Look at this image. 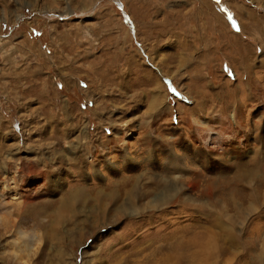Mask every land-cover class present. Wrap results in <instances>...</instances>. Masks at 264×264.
<instances>
[{
  "label": "rangeland",
  "instance_id": "rangeland-1",
  "mask_svg": "<svg viewBox=\"0 0 264 264\" xmlns=\"http://www.w3.org/2000/svg\"><path fill=\"white\" fill-rule=\"evenodd\" d=\"M200 1L264 44V0H0V264H264V80L237 110L169 58Z\"/></svg>",
  "mask_w": 264,
  "mask_h": 264
},
{
  "label": "crops",
  "instance_id": "crops-1",
  "mask_svg": "<svg viewBox=\"0 0 264 264\" xmlns=\"http://www.w3.org/2000/svg\"><path fill=\"white\" fill-rule=\"evenodd\" d=\"M194 5L196 7L195 13L193 14L191 11V15L195 16V20L198 21L195 27L196 30H189L182 26L181 19L184 18L186 20L187 15L180 12L176 14L179 25L175 24V27H172V31L169 28V33L174 36L191 35L194 40V46L190 45L189 38L185 39V41L178 40L177 46L170 50V56H168L169 58H178L181 56L178 54L180 52L184 53V55L186 54L187 58L194 56L197 62L191 67L194 71L189 69V73L208 75L204 77L205 83H213V77H215V74L218 75V72L223 75L222 82L226 86L231 87V92L235 90L234 101H236V109L239 110V105H244L249 99L248 96L253 94L252 88L257 89L260 82L264 80V44L259 41L260 37L256 36L255 28L258 31L260 29L255 23L256 17L251 19V16H255V13L246 11L245 15L242 16L236 14L233 10L239 25V31H235L225 25L223 17H218L221 10L214 8L210 3L200 1ZM189 10H192V8ZM222 14H224L223 11ZM162 17L160 16L159 21L154 24V56L156 64L159 61L160 63L163 61L162 43L163 40H167L168 29L164 25L163 20L165 19H162ZM183 44L187 45L185 49ZM257 44L261 45L259 50L255 48ZM189 52L192 53L191 56H188L187 53ZM198 58H201L202 61L200 62ZM223 62L227 63V69L233 73L234 76L232 78L220 72L219 64ZM249 88L251 90H247Z\"/></svg>",
  "mask_w": 264,
  "mask_h": 264
},
{
  "label": "bare ground",
  "instance_id": "bare-ground-1",
  "mask_svg": "<svg viewBox=\"0 0 264 264\" xmlns=\"http://www.w3.org/2000/svg\"><path fill=\"white\" fill-rule=\"evenodd\" d=\"M245 172H238V174L234 177V179L236 178L237 179V182H239V179L241 180V177L242 175L244 176ZM236 182V181H235ZM220 222V221H219ZM238 239V237H237ZM238 241V240H237ZM189 243H191L192 245H190ZM231 243H236V240L232 237L231 238ZM189 245H186L188 251L186 250L183 255H178L175 256V255H166L165 257H163L162 259L158 258L157 260V263L156 264H177V262H181L180 264H183V262H186L187 260L189 261V259H192L194 260V258H196V254H200L201 257L198 258V259H195L197 261H201L202 260V256H203V253H202V250H201V247L199 245L198 242L196 243H192V242H188ZM223 244V243H222ZM181 245H184L183 243H181ZM185 247L183 246V248H180L176 251V254H181L182 250L184 249ZM186 249V248H185ZM180 250V251H179ZM227 253H230L229 252V249L226 247V246H223V247H219L215 252L214 254H211L212 256H215V258L217 257H223L224 254H227ZM210 254L206 255V259H208V257L211 256ZM187 256V257H186ZM190 262V264H193L192 261ZM196 261V264H200L199 262ZM150 263V262H149ZM215 264H217L216 260L214 262ZM202 264V263H201ZM219 264V263H218Z\"/></svg>",
  "mask_w": 264,
  "mask_h": 264
}]
</instances>
